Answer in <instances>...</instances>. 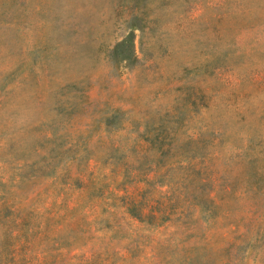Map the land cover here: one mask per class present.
<instances>
[{
	"label": "rangeland",
	"instance_id": "obj_1",
	"mask_svg": "<svg viewBox=\"0 0 264 264\" xmlns=\"http://www.w3.org/2000/svg\"><path fill=\"white\" fill-rule=\"evenodd\" d=\"M0 264H264V0H0Z\"/></svg>",
	"mask_w": 264,
	"mask_h": 264
}]
</instances>
